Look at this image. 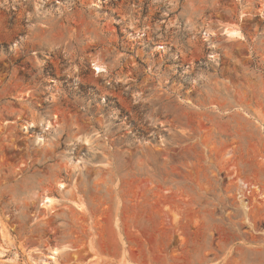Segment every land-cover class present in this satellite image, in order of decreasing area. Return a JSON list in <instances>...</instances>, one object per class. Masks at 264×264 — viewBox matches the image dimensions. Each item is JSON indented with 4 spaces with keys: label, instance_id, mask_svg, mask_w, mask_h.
Segmentation results:
<instances>
[{
    "label": "rangeland",
    "instance_id": "1",
    "mask_svg": "<svg viewBox=\"0 0 264 264\" xmlns=\"http://www.w3.org/2000/svg\"><path fill=\"white\" fill-rule=\"evenodd\" d=\"M0 264H264V0H0Z\"/></svg>",
    "mask_w": 264,
    "mask_h": 264
},
{
    "label": "bare ground",
    "instance_id": "2",
    "mask_svg": "<svg viewBox=\"0 0 264 264\" xmlns=\"http://www.w3.org/2000/svg\"><path fill=\"white\" fill-rule=\"evenodd\" d=\"M226 32V34L229 36V37H232V38H237L238 39V37H239V39L240 38H242V34H241V32L239 33V31H236V30H233V29H231V30H226L225 31ZM98 71L99 72H101L102 71V68L101 67H98ZM54 202V200L52 199V198H45V202H44V204H45V206H49V205H51L52 203ZM57 250H55L53 253H52V257L55 259L56 258V255H57Z\"/></svg>",
    "mask_w": 264,
    "mask_h": 264
}]
</instances>
